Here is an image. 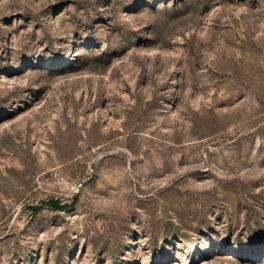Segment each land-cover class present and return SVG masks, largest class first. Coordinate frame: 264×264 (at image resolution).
<instances>
[{"label":"rangeland","instance_id":"rangeland-1","mask_svg":"<svg viewBox=\"0 0 264 264\" xmlns=\"http://www.w3.org/2000/svg\"><path fill=\"white\" fill-rule=\"evenodd\" d=\"M0 264H264V0H0Z\"/></svg>","mask_w":264,"mask_h":264},{"label":"trees","instance_id":"trees-1","mask_svg":"<svg viewBox=\"0 0 264 264\" xmlns=\"http://www.w3.org/2000/svg\"><path fill=\"white\" fill-rule=\"evenodd\" d=\"M46 205L50 206L52 209L59 210L62 208V205L57 200H49L46 202ZM38 208H34L36 211Z\"/></svg>","mask_w":264,"mask_h":264}]
</instances>
